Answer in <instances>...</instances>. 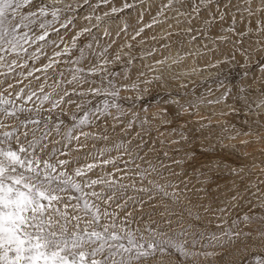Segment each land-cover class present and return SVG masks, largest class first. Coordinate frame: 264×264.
I'll use <instances>...</instances> for the list:
<instances>
[{
	"label": "snow or ice",
	"instance_id": "snow-or-ice-1",
	"mask_svg": "<svg viewBox=\"0 0 264 264\" xmlns=\"http://www.w3.org/2000/svg\"><path fill=\"white\" fill-rule=\"evenodd\" d=\"M140 2L143 3V0ZM83 4L88 5L90 9L89 14L83 17L87 24L75 31L68 43L60 36V30H67L70 25L75 27L74 17L65 14L76 12L81 7L79 0L75 3L69 0H0V70H3L0 71V77H5V80H0V86L7 83V87L0 90V264H196L199 256L213 255L200 249L206 246L223 247L225 240L232 243L241 236H250L251 233L242 229L224 230L223 222L217 225V228H221L220 235L195 231L190 233L183 226L179 233H176L171 228V219L164 220L168 212L167 207L160 215L167 223L168 231H164L151 216L141 228L139 224L144 220L145 205L151 204V201L157 198L161 202L177 203L180 195L179 187L167 182L160 183L155 179L160 176L155 166L149 164L148 168H142L140 164H135L138 153L129 152L123 143L115 145L118 152L121 148L124 149L120 156H128L123 168L119 166V157L99 161L93 159L91 163L72 168L75 157L59 158L68 156V153L58 151L55 147L48 151L49 143L53 145L58 143L56 140H50V137L53 131L61 135L63 121L57 120L53 124L50 115L41 117L40 111L45 104L49 105L47 112L51 113L59 109L62 114H68L64 105L75 106V112L71 113L73 123L62 133L63 139L69 142L80 141L81 137H84L85 141L90 138L107 141V136H97L96 133L83 131V128L91 127L93 120L112 115V109L116 112L113 119L119 120L125 115L122 104L119 103L121 99H133L134 103H139L141 111L145 113L144 119L140 120L138 113L129 109L133 119L128 121L126 127L132 128L133 122L139 121L141 129L145 131L144 126L150 125L152 120L157 121V128L169 125L181 112H188L191 107H195L191 103L180 104L179 99L172 98L171 93H168L167 97H160L158 92L153 96L147 85L162 81L164 79L162 75H154L152 79L139 80V82L117 84L112 78L116 73H109L107 70V65L114 62L107 57L111 44L97 51L91 43L79 46L78 40L81 36H91L92 40L98 43L93 30L100 29L107 19L125 9L133 8L134 4L128 3L127 0H124L120 7L114 6L113 0H95V3L83 0ZM213 4L217 6L220 20H223L227 14L225 9L230 7L236 12L246 13L249 18L256 17L255 32L259 38L252 52L243 48L240 41L234 45L236 51H240L244 57V64L241 67L244 77H247L250 72L251 55L259 52L261 57H264V42H262L264 41V0H243V7L239 0L235 5L228 0L223 8L220 7V0H189L187 4L186 0H167L157 11L156 17L164 16L165 19H171L172 17H167L165 13L172 10L177 17H184L191 23V19L194 16L198 17L202 9H208ZM107 5L113 6L103 13H98L97 10L101 6ZM188 8L190 11L187 10ZM215 15L209 12V16L213 19ZM156 17H153L151 24L139 28L132 39L139 36L145 28L160 23L161 21ZM140 18H143L142 13ZM204 23L210 24L212 20H205ZM232 23L233 25L236 23L234 14ZM126 29L127 24L121 31ZM184 31L191 32L192 29L189 27ZM225 31L234 32L235 29L229 27ZM252 31L253 29L249 27L246 32L238 35L246 36ZM51 33L60 36L59 43L50 40ZM119 34L118 32L117 35ZM103 35L105 37L110 35L107 28L103 30ZM217 39L225 41L228 37L220 36ZM49 43L57 49L60 48V44L64 46L54 51L48 58V63L41 68H29L26 74L23 71L16 72L17 68L27 67L28 60L38 59L37 54H42L43 48ZM32 45L37 47L34 52L29 53ZM126 46L131 47V45ZM73 49H77L79 54L72 55ZM65 56L70 57L65 61L69 65L66 69L67 76L65 71L59 70L60 58ZM9 57L12 58L9 60ZM114 59L120 60V55L117 54ZM232 59L234 60L235 57L233 56ZM177 62L173 60V63ZM128 63H132V58ZM156 63L164 64L165 61L158 60ZM228 63L229 61L225 59L217 61L210 67ZM258 67L259 76H254V81L264 85V59H261ZM49 69L59 72V78L53 77L51 84L48 83ZM232 70L228 67L219 68L216 75L221 87L224 80L220 77L227 79V73ZM34 72L45 74L42 83L39 76L33 75ZM17 75L23 79L16 80L15 84L7 82L10 76ZM140 75L143 76V73ZM28 77H33L38 86L33 89V80H28V84L15 90L16 85L23 84ZM125 79H128L127 75ZM141 84L145 87H141ZM180 87L186 86L181 84ZM121 90L132 91L136 95L133 98L121 97ZM233 90L232 87L226 88L218 98L207 100V103H223L230 108L231 113L237 115L244 112L245 122L253 114L257 117L262 115L257 109H264V87L253 88L252 85L241 82L236 88L235 96L232 95ZM211 91L209 89L210 93ZM253 92H259V95L254 100H249ZM33 97L39 101V104L33 108L25 107ZM101 97L103 99L93 107V98ZM228 98H232L236 104H242V107L228 105ZM200 99L204 102L203 97ZM174 105L175 116L172 111ZM153 107L155 111L151 113L149 119L147 114ZM25 113L27 115H24ZM76 113L82 115L77 116ZM221 115L226 113L222 112ZM256 122L264 128V123L259 119ZM231 127L235 129V125ZM223 131L227 133L228 129ZM248 134L236 130L234 136L225 135L224 138L235 139L237 136ZM256 140L264 141V135L257 133ZM160 143L163 144L165 141L161 140ZM249 143L248 140L240 141L241 145ZM86 146V143L80 144L77 151ZM143 146L145 144L142 141L138 148ZM64 147L68 145L65 144ZM107 151H110L107 147L100 149L99 155L104 156ZM260 154L264 155V148L260 149ZM164 155L167 156L168 153L165 152ZM140 159L143 160V157ZM174 163L178 164L180 161ZM107 165H112L113 170L91 175L95 169H103ZM253 167H258L260 173L264 174V162L259 165L253 163ZM243 170V168H232L231 173L238 175ZM259 183L264 184V181ZM250 187L259 191L257 183H251ZM145 195L148 197L147 200L143 199ZM240 195L241 193L237 191L231 196V200L236 201ZM129 205H132L131 210ZM136 205H139L138 209ZM156 207L157 205H152L153 211ZM219 210L225 211V209ZM137 211L141 213L140 221H135ZM243 220L247 225L255 222L256 218L246 215ZM134 221L137 223L136 228L132 227ZM259 222L262 230L257 234L264 240V217H261ZM236 223L235 220L232 221V228L236 227ZM255 262L264 264V257L256 256Z\"/></svg>",
	"mask_w": 264,
	"mask_h": 264
},
{
	"label": "bare ground",
	"instance_id": "bare-ground-1",
	"mask_svg": "<svg viewBox=\"0 0 264 264\" xmlns=\"http://www.w3.org/2000/svg\"><path fill=\"white\" fill-rule=\"evenodd\" d=\"M69 2L75 3L76 0H69ZM123 2L124 0H113V5L120 7ZM127 2L134 4V7L129 11L126 9L127 11L124 10L115 14L114 17L107 19L100 29L93 30V35L98 38V43L94 42L91 36H81L78 45L83 46L91 43L93 48L99 51L104 46L111 44L107 57L114 62L107 65V70L108 72L111 71L110 73H116L112 78L117 84L139 82V80L152 79L154 75H162L164 77L162 81H155L153 84L147 85L153 96L157 95V92L160 97H167L168 93H171L172 98L179 99L180 104L188 105L191 103L195 107H191L188 112H181L178 118L169 125L157 128V121L152 120L150 125L144 126L145 131L141 129L139 121H134L132 128L126 127L128 121L133 119L129 109L137 112L140 120L144 119L145 113L141 111L139 103H134L133 99H121L119 103L122 104L125 115L121 116L119 120H114L113 116L116 115V112L115 109H112V115H109L110 120L108 119L106 122L110 127L116 125L120 128L123 135L119 134L120 132H117L116 129H112L113 132L116 131L115 135H112L115 140L111 136L109 141L110 139L114 140H111L113 145L123 142L133 145L130 149L128 148V151L133 154L138 153L136 163L140 164L142 168H148L149 164L155 166L160 172V176L155 177V179L160 183L167 182L179 187L180 195L177 203L161 202L157 198L151 201V204L146 205L147 209H152V211V205H157L154 212L148 211L146 214H151L152 219H155L164 231H168V225L164 220L171 219V228L176 233H179L181 226H183L190 233L192 231L198 232L199 229L202 233H206L204 232L206 229L220 235L221 228H217V225L223 222L224 230L242 229L251 235L248 237L241 236L239 240L232 243L225 240L223 243L225 249H219L220 251L216 249L218 254H221L220 257L215 260L211 257L213 261L209 260L205 264H256V256L264 257V240L260 239L257 234L258 231L262 230L259 220L264 217V203H262L264 184L259 183V181H264V174L260 173L258 167L254 168L253 163L259 165L264 162V155L260 154V149L264 148V141L256 140L257 133L264 135V128H261L256 122L259 119L261 123H264V109H257V112L262 113L261 116L257 117L256 114H253L245 122L244 112L237 115L231 113L230 108L223 103H207V100L218 98L229 87L234 89L232 95L235 96L236 88L241 82L252 85L253 88L264 87L258 81H254V76H259L258 65L264 57H261L259 52L253 53L249 60V75L244 77L241 67L244 64V57L234 47L236 42L240 41L243 48L252 52L255 42L259 38L255 32L256 17L249 18L246 13L236 12L234 8L230 7L225 9L227 14L223 20H220L217 6L213 4L208 9H202L199 16H194L189 23L184 17H177L172 10L165 13L167 17H172L171 19H165L164 16L156 17L157 11L167 0H143V3L140 0H127ZM227 2L228 0H220V7L223 8ZM237 2L238 0H231L233 5ZM79 3L81 5L79 8L83 10L85 7L83 0H79ZM90 3H95V0H90ZM187 3L189 0H186ZM239 3L242 7L244 6L243 0H239ZM113 5L101 6L97 11L103 13ZM79 8L74 13L65 14V16H73L75 21V27L70 25L67 30H60V36L64 38L65 42L70 43L75 31L87 24L83 17L89 14L90 9L78 12ZM187 10L190 11V8ZM209 12L216 14L215 19L209 16ZM141 13L143 14L142 19L140 18ZM233 14L236 20L234 25L232 23ZM153 17L161 22L153 24L150 28H145L139 36L132 39L139 28L152 23ZM178 20L181 22L177 23ZM205 20H212V23H204ZM125 24H127L126 31H121ZM189 27L192 31L185 32L184 29ZM229 27H233L235 31H225ZM249 27L253 29L251 33L246 36L238 35V33L246 32ZM105 28L110 32L107 37L103 35ZM118 32L119 35H117ZM51 34L53 35L51 40L59 43L60 36H57L56 33ZM220 36H227L228 39L221 41L217 39ZM126 45H131V47ZM63 46L60 44V48L57 49L53 44L45 45L42 54H37L38 59L28 61L32 65L28 63L29 65L25 67V69L27 68L26 71L29 70V66L42 67L48 63V58L52 56L53 52L62 49ZM36 47L35 45L30 47L29 53L34 52ZM78 54V50L73 49L72 55ZM117 54L120 55V60L115 61L114 58ZM233 56L235 57L234 60L232 59ZM130 58H132L131 64L128 63ZM68 59H70L69 56L60 58L59 70H61L60 67H69L65 63ZM225 59L229 61L228 64L210 67L217 61H224ZM158 60H164L165 63L157 64L156 61ZM173 60L178 62L173 63ZM220 67L233 69L227 73V79H224L223 76L220 77L224 80L223 87L220 86L216 75ZM65 73L67 76V71ZM141 73L143 76L140 75ZM125 75L128 79H125ZM181 84L186 87H180ZM140 86L145 87L143 84ZM209 89L212 90L211 93ZM135 95V92L121 90V97L133 98ZM258 95L259 92H253L249 96V100H254ZM201 97H203L204 102H201ZM101 99L103 98L101 97ZM227 104L242 107V104H236L232 98L227 99ZM73 110H75L74 105L66 107V113H71ZM154 111V107L149 109L147 114L149 119H151V113ZM172 111L173 116H175V105L172 106ZM222 112L226 115H221ZM101 125L103 126V123ZM232 125H235V129L231 127ZM224 129H228V132L224 133ZM236 130L249 134L237 136L235 139L224 138L225 135L234 136ZM181 134H183V138H181ZM161 140H164L165 143L161 144ZM241 140H248L250 143L241 145ZM142 141L145 146L138 148ZM172 141L176 142L173 143ZM104 143L110 144L108 141H104ZM86 149L91 152V148ZM114 152L115 155L118 154L116 157H119L120 166V162L123 163L128 156L121 158L118 151ZM165 152L168 153L167 156L164 155ZM140 157H143V160ZM174 161H180V163L177 164ZM232 168H243L244 170L238 175H233L231 173ZM105 171L109 170L105 169ZM251 183H257L259 191L250 187ZM237 191L241 195L236 201L231 200V196ZM143 197L148 199L146 195ZM165 207H167L168 212L162 220L160 213L164 211ZM219 209H225V211ZM246 215L255 217L256 221L245 225L243 218ZM233 220L237 222L235 228H232ZM141 225L139 224L143 228ZM216 247L221 248L220 246Z\"/></svg>",
	"mask_w": 264,
	"mask_h": 264
},
{
	"label": "rangeland",
	"instance_id": "rangeland-1",
	"mask_svg": "<svg viewBox=\"0 0 264 264\" xmlns=\"http://www.w3.org/2000/svg\"><path fill=\"white\" fill-rule=\"evenodd\" d=\"M84 8H83V10L82 9H80L79 8V10H78V12H81V11H84V10H88L89 9V6L88 5H85L84 4ZM88 7V8H87ZM126 10V9H125ZM128 11H129V9H127ZM126 10V11H127ZM117 18V17H116ZM57 27H59V25L57 26ZM51 36H53L52 34H51ZM51 36H50V40H51ZM94 42H96L97 43V41H94ZM40 43V42H39ZM51 44V43H50ZM27 46V45H26ZM35 46H37V45H35ZM31 47H33V45L31 46ZM12 57H9V60L11 59ZM28 61H30V60H28ZM61 62H63V61H61ZM29 63V62H28ZM29 64H31V62L29 63ZM29 64H27V65H29ZM32 65V64H31ZM28 68H33V69H38V68H41V67H39V66H36V67H33V66H29ZM61 68V70L60 71H64L65 69H67L68 68V66L67 67H60ZM117 68V67H116ZM27 68L25 69V68H23V69H20V68H17L16 69V72L17 73H19V72H21V71H23L25 74L27 73ZM116 70V69H115ZM114 70V71H115ZM0 71H3V70H0ZM66 71V70H65ZM111 72V71H110ZM109 72V73H110ZM57 73V72H56ZM55 72H53L52 71V69H49L48 70V76H49V79H48V83L49 84H51L52 83V78L53 77H55V78H59V72L56 74ZM66 74V73H65ZM34 76H39L41 79H40V82L42 83L43 81H44V73L43 72H34V74H33ZM58 76V77H57ZM20 79H23V77H20V76H10L8 79H7V82H10V83H14L15 84V82H16V80H20ZM33 80V77H28V80ZM0 80H5V77H0ZM28 80H24L23 81V84H18V85H16V89L15 90H19V88L20 87H23L24 85H26V84H28ZM38 85H37V82L36 81H34L33 82V84H32V87H33V89H35L36 87H37ZM7 87V83H5V84H3L2 86H0V90H2L3 88H6ZM62 87H64V85H62ZM10 91H13V90H10ZM101 98H94L93 100H92V106L94 107L98 102H99V100H100ZM18 103H22L21 101H18ZM36 104H39V101L35 98V97H33V100L32 101H30V102H28L26 105H25V107H27V108H33ZM49 107V105H47V104H45V105H43V107H42V109H41V111H40V115H41V117H46V116H51L52 117V123L53 124H55L56 122H57V120H61V121H63V124L61 125V135H57L56 133H55V131H53V133H52V136L50 137V140H56V141H58V143H56L55 145H53V144H51V143H49L48 141H45L46 143H49V147H48V151H51L52 150V148L53 147H55L58 151L59 150H62V151H64L65 153H68V156H64V157H59V158H62V159H65V158H70V157H75V158H77V159H75V161L73 162V164L71 165V167L72 168H74V167H76L77 165H82V164H85V163H91V162H93V159H95V160H97V161H99V160H103V159H108V158H110V157H116L117 155H115L114 153V151H117V149H115V146L114 145H116L115 143H114V145L112 144L113 142H111V140L112 139H110V141H109V138L113 135H115L114 133H116V131L117 132H120V128H118L116 125L114 126V127H110V125L107 123L108 122V119H109V116L108 117H101L99 120H93V124H92V126L91 127H84L83 128V131H85V132H92V133H96L97 134V136H101L102 134H103V136H107L108 137V142L111 144H105L104 143V140H102V139H88L87 141H85L84 140V137H81L80 138V141H76V140H72L71 142H69V141H67V140H65V139H63V136H62V133L67 129V128H69V127H71V125H72V123H73V121H72V119H71V113H73V112H75V110H73V112H69L68 113V117L67 116H64L65 114H61L60 113V110L59 109H56V110H54V111H52L51 113H49V112H47L46 111V109ZM66 107H68V105H64V108H65V112H66ZM68 109V108H67ZM58 111V112H57ZM57 112V113H56ZM24 115H27V113H25ZM76 115L77 116H79V115H82V113H76ZM67 117V118H66ZM104 118V119H103ZM106 120H107V122H106ZM110 120V119H109ZM104 121V122H103ZM99 122H100V124H99ZM103 123V126L101 125L102 123ZM106 122V123H105ZM105 124H107L106 126H105ZM98 125V126H97ZM101 125V126H100ZM100 127H103V128H100ZM117 127V128H116ZM105 128V129H104ZM122 128V127H121ZM112 129H116V131H112ZM123 133V131L122 132H120L119 134H121V135H123L122 134ZM110 135V136H109ZM112 136V138L114 139L115 137H113ZM31 137H29V139H30ZM129 138H131V137H129ZM21 139H23V138H21ZM100 140H102V141H100ZM115 140V139H114ZM114 140H112V141H114ZM106 142V141H105ZM122 142H123V140H122ZM84 144V143H86V147H84V148H80L78 151H77V149L79 148V145L80 144ZM92 143V144H91ZM124 143V146L125 147H127V148H131V146H133V145H130V144H126L125 142H123ZM65 144H67L68 145V147H64V145ZM93 145H95V148L93 147ZM113 145V146H112ZM103 146V147H102ZM105 146V147H104ZM130 146V147H129ZM108 148V149H110V147H113V148H111L110 149V151H107V152H105V154H104V156H100L99 155V150L100 149H103V148ZM86 148H91V152H88V149H86ZM114 149V150H113ZM128 149V150H129ZM97 150V151H96ZM124 151V149L123 148H121L120 150H119V153H122ZM93 155V156H92ZM120 156V155H119ZM123 156H127V155H123ZM123 156H121V158L123 157ZM84 157V158H83ZM136 160L134 161L135 162V164H138V163H136V161H137V157L135 158ZM126 160H128V158H126ZM125 160V161H126ZM120 167L121 168H123L124 167V162L122 163V162H120ZM130 166H133V165H130ZM104 167H106V168H103V169H101V168H97V169H95L94 171L96 172H93L92 173V175H96V174H98V172H102V171H105V169L106 170H109V171H112L113 170V166L112 165H107V166H104ZM109 167V168H108ZM101 170V171H100ZM99 173V174H100ZM129 195H132V193H129ZM144 198V197H143ZM144 200H146L145 198H144ZM147 205V204H146ZM145 205V208H144V213H145V215H144V213H143V216H144V220H143V222L142 221H140V217L139 216H141V213H139V211H137V213L135 214V221H140V225L142 224V225H144L143 223L146 221V219L147 218H149V216H151V214H146V213H148V211L149 212H151L152 211V209H147L148 207ZM131 206V207H130ZM136 207H137V209L139 208V205H136ZM130 208H132V205H129V210H131ZM118 211V210H117ZM152 212H154V211H152ZM137 217V218H136ZM139 217V218H138ZM139 219V220H138ZM133 222L132 223V227L133 228H135V226L137 227V224H136V222ZM142 222V223H141ZM141 225V226H142ZM169 230V229H168ZM175 231V230H174ZM193 232V231H192ZM198 232H201L202 233V231H201V229H199L198 230ZM204 232H206V234H208V233H212V231L210 232V230H204ZM216 249H217V251H220V250H223V249H225V247H221V248H218V247H216L215 246V248L213 247V246H206L205 248H203V249H200L201 251H204V252H211V253H213V255L212 256H199L198 258H197V261H196V264H205V262H209V260L210 261H213V259L215 260V259H218L219 257H220V255L221 254H218V252L216 251ZM220 249V250H219ZM222 253V252H221ZM213 259H212V258ZM203 258H205L206 260H204ZM208 258V259H207ZM211 258V259H210ZM173 259H175V257H173ZM202 260V261H201ZM212 264H214V263H212ZM215 264H220V263H215ZM224 264H227V263H224Z\"/></svg>",
	"mask_w": 264,
	"mask_h": 264
}]
</instances>
